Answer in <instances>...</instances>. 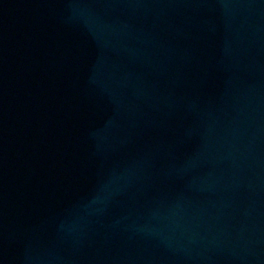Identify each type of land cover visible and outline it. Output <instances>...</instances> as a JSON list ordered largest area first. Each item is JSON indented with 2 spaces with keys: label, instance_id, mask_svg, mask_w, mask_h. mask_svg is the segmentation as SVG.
Segmentation results:
<instances>
[{
  "label": "water",
  "instance_id": "95a60500",
  "mask_svg": "<svg viewBox=\"0 0 264 264\" xmlns=\"http://www.w3.org/2000/svg\"><path fill=\"white\" fill-rule=\"evenodd\" d=\"M0 264H264V0H0Z\"/></svg>",
  "mask_w": 264,
  "mask_h": 264
}]
</instances>
